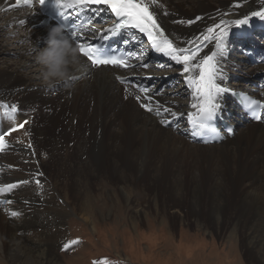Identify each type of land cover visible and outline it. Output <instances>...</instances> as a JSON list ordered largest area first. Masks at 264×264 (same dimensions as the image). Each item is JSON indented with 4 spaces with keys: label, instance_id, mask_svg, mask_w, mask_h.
<instances>
[{
    "label": "bare ground",
    "instance_id": "obj_1",
    "mask_svg": "<svg viewBox=\"0 0 264 264\" xmlns=\"http://www.w3.org/2000/svg\"><path fill=\"white\" fill-rule=\"evenodd\" d=\"M10 3L0 0V132L11 130L0 150V188L17 187L0 192V264H52L42 236L51 227L61 233L54 219L68 208L91 225L93 234L98 220H114L121 212L130 227L143 220L159 222L169 237L177 223L187 243L207 233L229 249L224 264H239L229 262L238 246L250 253L264 249V124L237 118L227 94L252 91V82L264 81V64L250 66L243 53H236L242 49L264 56V43L258 40L264 31L251 38L264 28V20L252 15L264 10V0H156L152 6L174 44L198 51L193 63L217 51L214 38L203 39L214 35L208 28L220 24L228 32L218 64V83L226 91L218 101L234 131L206 145L187 127V114L196 110L183 64L143 46L144 60L135 73L91 70L81 59L74 88L49 87L31 52L44 47L48 29L32 28L31 11H5ZM245 17L246 24H235ZM152 63L159 67L151 69ZM128 75L144 77L140 81L150 87L154 111L160 105L161 111L168 107L183 116L174 120L168 113L143 112L117 83V76ZM174 81L180 85L170 86ZM164 86L169 90L159 93ZM259 97L264 101V91ZM5 105L8 110L16 106L14 119L5 114ZM162 119L176 121L177 128ZM18 126L19 132L12 130ZM16 137L22 138L6 144ZM96 201L109 210H97ZM13 211L19 215L12 217ZM184 227L195 233L188 236ZM259 261L264 264V254Z\"/></svg>",
    "mask_w": 264,
    "mask_h": 264
},
{
    "label": "snow or ice",
    "instance_id": "obj_2",
    "mask_svg": "<svg viewBox=\"0 0 264 264\" xmlns=\"http://www.w3.org/2000/svg\"><path fill=\"white\" fill-rule=\"evenodd\" d=\"M21 0H17L20 3ZM24 4L31 6L32 0H22ZM46 0H38L39 5H44ZM156 4V0H52L51 7H54L60 17H64L65 13L63 9L79 6H91V5H103L109 9L117 18V22L111 28L104 29L101 38L108 39V35L104 33H111L113 35L120 34L126 29H135L147 37L149 44L158 52H162L165 56H169L178 64H183V72L188 74L185 78V82L189 88L192 89L193 100L192 108L195 112H189L187 114L188 124L190 125L193 136H205L206 134H215V129L212 127V121L216 117L220 104L218 97L226 91L225 88L221 87L218 83V79L222 76V73L218 69V64L223 59V47L224 41L228 36V32L221 28L220 24H216L214 28H208V33L214 34L213 37L204 35L205 41L210 38H214L217 51H214L212 55H205L199 63H193L196 60L198 51H193L186 47H181L173 43L171 39L165 34L164 29L157 23L152 6ZM253 16H258L264 20V10L253 12ZM199 19V17L197 18ZM248 22V18L245 17L242 20H236V25H244ZM23 23V21H21ZM71 21L63 23L61 26L65 29V35H67L73 43L78 47L80 56L86 58L93 67L112 66L119 68L131 67L129 59L131 54L128 56H116L114 53H109L103 48L102 45L94 43H84L82 40L77 42V37L80 35L82 30L87 29V25H73L69 28L68 24ZM183 23V21H180ZM192 23V21H188ZM215 29H219V33L215 34ZM197 39H200L199 37ZM143 67L147 68L145 64ZM121 83H125V80L121 76L116 77ZM127 92L128 90L125 89ZM141 93H147V88H140ZM138 102L141 101L140 96H136ZM144 100H151V97L144 95ZM140 106L147 112L153 113L156 116H161L163 113L170 114L174 120H179L183 113L172 111L168 107L157 105L154 111L150 104L141 102ZM5 114L9 118L15 117L17 108L15 105L10 107L5 105ZM245 108L250 111L254 119L257 121H264V115L257 113L256 109L259 108L264 110V103L256 100H245ZM164 125H169L171 122L162 119L160 121ZM23 127V124L20 125ZM231 134L232 130L228 129ZM31 146V145H29ZM5 147L4 134L0 133V150ZM22 183H28L23 181ZM39 184V181H37ZM17 187L15 184H8L3 188H0V192L8 191ZM7 203H12L11 200H7ZM18 212H11L12 217L18 216ZM77 240H72L69 244H65V249L69 248L70 245L77 244ZM100 264H106L105 261H101Z\"/></svg>",
    "mask_w": 264,
    "mask_h": 264
},
{
    "label": "rangeland",
    "instance_id": "obj_3",
    "mask_svg": "<svg viewBox=\"0 0 264 264\" xmlns=\"http://www.w3.org/2000/svg\"><path fill=\"white\" fill-rule=\"evenodd\" d=\"M263 29L254 31L252 34L261 33L264 31ZM259 38V42L264 43V37L260 36ZM240 50L236 51L238 55ZM9 51L13 52L12 48ZM151 66H153L151 69L159 67L157 63H152ZM259 66L261 67L263 64L256 67ZM242 67H249V65L242 63ZM245 84L242 82L243 86ZM179 85L178 81H174L170 86L175 88ZM163 88L162 92L169 90L168 87L164 86ZM21 138H12L6 144L13 141L18 142ZM95 208L99 211H107L110 207L107 205L101 207L96 201ZM55 218L57 219L53 218L55 221H59L57 230L61 233H56V229L51 227L53 228L51 233L42 236L44 248L49 249L48 256L51 257L52 264H56V262L57 264H100L101 261H105L106 264H224V257L229 252V249H224L226 245L222 246L225 244L224 241L207 233L201 234L202 237L191 241V244L187 243L188 241L185 242V238L188 240L189 238H184L185 234L177 223H174L172 231L169 233L171 237L162 229L163 226L159 222L149 221L147 223L146 220H143L135 227H130L123 220L122 212L118 215V219L98 220L95 234L91 231V225L86 224L82 218L70 211V208L66 209L60 218L58 216ZM49 219L54 223L52 218ZM184 228L186 229V227ZM186 230L188 236L195 233L192 228ZM213 239L214 243H210ZM72 240H77L78 243L65 249L64 245L69 244ZM61 244L63 247L59 250L58 246ZM217 245L220 249H217ZM248 250L241 249L239 246L237 249L231 250L233 257L229 262L236 260L237 263L238 260L239 264H261L259 257L263 256L264 249H254L257 251H251L252 253Z\"/></svg>",
    "mask_w": 264,
    "mask_h": 264
},
{
    "label": "clouds",
    "instance_id": "obj_4",
    "mask_svg": "<svg viewBox=\"0 0 264 264\" xmlns=\"http://www.w3.org/2000/svg\"><path fill=\"white\" fill-rule=\"evenodd\" d=\"M35 63L40 67L44 84L49 87L72 83L74 73L82 71L81 56L78 47L64 33L60 26L52 27L44 39V47L31 49Z\"/></svg>",
    "mask_w": 264,
    "mask_h": 264
}]
</instances>
